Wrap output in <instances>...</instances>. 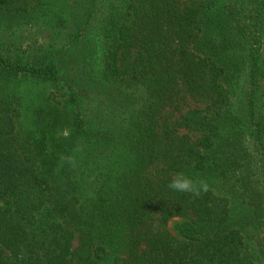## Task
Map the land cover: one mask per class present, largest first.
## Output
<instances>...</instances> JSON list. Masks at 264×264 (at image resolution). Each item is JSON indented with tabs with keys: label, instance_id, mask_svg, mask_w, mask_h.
<instances>
[{
	"label": "trees",
	"instance_id": "16d2710c",
	"mask_svg": "<svg viewBox=\"0 0 264 264\" xmlns=\"http://www.w3.org/2000/svg\"><path fill=\"white\" fill-rule=\"evenodd\" d=\"M51 1L0 0V264H264V0L251 13L240 0H113L88 73L119 102L113 124L86 119L88 91L61 60L2 44L51 21ZM244 67L238 103L228 83ZM24 79L51 85L30 115L7 91ZM177 172L218 177L245 208L209 185L170 189Z\"/></svg>",
	"mask_w": 264,
	"mask_h": 264
},
{
	"label": "rangeland",
	"instance_id": "374dc122",
	"mask_svg": "<svg viewBox=\"0 0 264 264\" xmlns=\"http://www.w3.org/2000/svg\"><path fill=\"white\" fill-rule=\"evenodd\" d=\"M240 1L246 7L247 13H251L250 9L260 2V0ZM111 2L113 0H52L54 17L51 21H46L44 18H49L52 14L41 17L40 21L32 25L16 27L10 32L1 33V42L5 48L26 61L41 62L50 58L61 60V66L66 70L69 78L88 91L83 103L86 119L102 124L111 122L113 124V120L118 118L119 102H112L107 85L94 82L93 78L89 79L88 73L89 68L93 69L92 64L98 67L101 60V49L105 42L102 32ZM80 28L81 31H79ZM240 29L249 34L251 27L245 24ZM233 30L234 34L235 31L237 33L238 27H234ZM262 35L260 65L264 60V26ZM244 53L246 54L245 50ZM243 69L236 71L234 77L229 83L227 82L230 90L234 92V101L238 103L242 101L249 89L247 67ZM260 86L262 100L259 107L261 106V111H264V75L260 79ZM7 91L19 95L22 113L30 115L51 91V85L33 79L16 80L8 84ZM20 123L24 127H28L29 124L24 117H21ZM243 145L249 146L247 140H243ZM248 150L252 152L251 147ZM208 178L204 181H208V185L217 195L231 198L236 211H242L245 208L237 189H233L211 174H208ZM185 220L184 217L170 218L168 221L170 231L178 235V226ZM78 240V234L75 233L73 244L76 245Z\"/></svg>",
	"mask_w": 264,
	"mask_h": 264
},
{
	"label": "clouds",
	"instance_id": "9594fccd",
	"mask_svg": "<svg viewBox=\"0 0 264 264\" xmlns=\"http://www.w3.org/2000/svg\"><path fill=\"white\" fill-rule=\"evenodd\" d=\"M168 187L176 192H189L197 196L201 191L208 190V184L204 180L190 177L183 172L174 174Z\"/></svg>",
	"mask_w": 264,
	"mask_h": 264
}]
</instances>
